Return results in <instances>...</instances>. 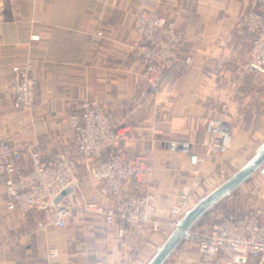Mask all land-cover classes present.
I'll use <instances>...</instances> for the list:
<instances>
[{"label": "crops", "instance_id": "0c3cea01", "mask_svg": "<svg viewBox=\"0 0 264 264\" xmlns=\"http://www.w3.org/2000/svg\"><path fill=\"white\" fill-rule=\"evenodd\" d=\"M0 6V139L44 155L73 149L69 115L96 99L114 125L128 130L125 149L151 159L153 172L142 181H126L115 196L106 195L83 165L80 186L89 199L112 202L149 193L155 217L168 220L183 193L193 207L224 169L252 154L237 172L264 144V74L242 70L252 44L244 16L261 7L258 0H0ZM144 9L175 19L184 35L155 97L146 92L145 67L132 47L135 15ZM27 64L37 80L34 110L17 108L11 90L13 67ZM211 116L232 128V145L221 155L205 153ZM173 139L191 142L203 160L195 165L189 154L172 152ZM253 174L215 204L238 188L242 195L251 192L247 182ZM6 199L0 183V264H147L169 236L147 227L120 237L119 223L109 225L94 214L42 230L40 213L8 212ZM255 207L264 224V185L235 212ZM50 248L58 255L49 257ZM260 260L252 256L247 264H264ZM163 264L228 263L224 253L201 252L190 235Z\"/></svg>", "mask_w": 264, "mask_h": 264}, {"label": "built area", "instance_id": "2783aa9c", "mask_svg": "<svg viewBox=\"0 0 264 264\" xmlns=\"http://www.w3.org/2000/svg\"><path fill=\"white\" fill-rule=\"evenodd\" d=\"M258 2L261 7L247 11L244 16L252 34L249 55L242 65L245 73H264V0ZM134 30L136 38L132 47L145 67L146 92L155 97L165 73L179 57L184 35L175 19L154 9H144L135 15ZM185 61L190 63L191 56ZM11 90L17 108L35 109L37 80L31 65L13 67ZM69 124L74 148L48 155L34 148L25 152L7 139H0V183L7 194L6 211L40 213L37 226L42 230L51 226L66 227L69 219L76 215L94 214L109 225L119 223L120 237L147 227L157 231L177 226L191 206L187 193L171 205L168 220L155 217V198L149 193L127 194L112 202L89 199L80 186L83 165H87L92 181L109 196L121 194L128 180L142 181L146 174L153 172L154 166L148 155L125 149L128 130L114 125L96 99L85 100L81 111L69 115ZM205 129L208 134L204 143L206 153H224L232 145V128L225 119L208 117ZM168 147L172 152L189 154L192 164L203 160L189 141L173 139ZM261 212V208L255 207L244 214L225 215L210 232L199 237L200 251L211 256L224 253L228 264H247L252 256L260 257L262 263ZM2 216L0 211V218ZM57 255V248L49 249V257Z\"/></svg>", "mask_w": 264, "mask_h": 264}, {"label": "water", "instance_id": "95a60500", "mask_svg": "<svg viewBox=\"0 0 264 264\" xmlns=\"http://www.w3.org/2000/svg\"><path fill=\"white\" fill-rule=\"evenodd\" d=\"M264 164V144L257 153L241 169L226 179L212 192L202 197L178 221L177 226L168 236L165 243L158 249L155 256L147 264H163L179 243L191 235L190 230L195 222L217 201L229 194L235 187L248 179Z\"/></svg>", "mask_w": 264, "mask_h": 264}, {"label": "rangeland", "instance_id": "374dc122", "mask_svg": "<svg viewBox=\"0 0 264 264\" xmlns=\"http://www.w3.org/2000/svg\"><path fill=\"white\" fill-rule=\"evenodd\" d=\"M188 56H190V55H188ZM185 59H186V57H185ZM262 74H264V73H262ZM204 149H205V145H204ZM226 152H224V153H226ZM245 152H247V151H245ZM224 153H220L218 155H221ZM206 154H208V153H206ZM210 154H213V153H210ZM251 156H252V154H250V153H248V154L244 153L242 159L240 161H238L233 167H228L227 169H224L223 172H221L219 174L218 180H216L213 185H210L208 188H204V191H202V193L198 195L196 200L198 198H201V197L207 195L206 193L209 192L210 190H212L217 184L225 181L242 164H244L247 161V159H249ZM247 185L251 186V192L247 193L246 195H242V192H241L242 188H238L237 190H235L231 194V196L224 198L223 200H221L220 202L215 204L212 208H210V210L208 212H206V214H204V216L198 222H196L195 225H193V227L190 230V233H191V235H194L195 243L197 244V246H198V239L202 234L207 233L208 231L210 232L212 230V227L214 226V224L217 223L218 221H220L221 219H223L225 215H228L229 213H234L236 209L240 208V206H243L244 203H246L251 198L252 194L257 193L258 189L262 185H264V172L262 171V167L253 174V176L248 180ZM141 194H143V193H141ZM191 207H192V205L190 206V208ZM162 230L167 232V234H166V237H167L168 235L171 234V232L174 230V228L164 227V228L157 230V231H162ZM198 248H199V246H198Z\"/></svg>", "mask_w": 264, "mask_h": 264}]
</instances>
